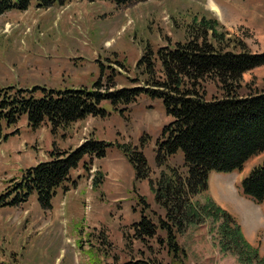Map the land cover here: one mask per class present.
I'll use <instances>...</instances> for the list:
<instances>
[{
  "label": "rangeland",
  "instance_id": "obj_1",
  "mask_svg": "<svg viewBox=\"0 0 264 264\" xmlns=\"http://www.w3.org/2000/svg\"><path fill=\"white\" fill-rule=\"evenodd\" d=\"M216 2L219 15L212 0H146L123 6L110 1L66 0L50 8H40L33 0L26 11L0 15V90L91 88L98 81L109 91L146 88L143 67L137 66L145 48L157 52L161 47L183 43L203 22H217L208 27L209 36L212 29L217 32L224 48L241 52L246 47L252 53H264V0ZM200 85V93L208 100L225 94L221 84L209 78ZM263 90L261 66L244 74L238 93ZM41 94L39 90L37 95ZM101 107L104 117L88 116L56 132L47 124L32 130L25 117L4 129L0 197L21 181L28 168L46 161L55 149L76 150L90 139L110 146L104 158L86 157L79 164L71 181L58 189L50 210L40 206L36 195L17 207H0V264H127L138 260L238 264L235 256L222 253L214 242L210 220L178 236L188 254L183 261H175L167 245L160 242L166 238L162 231L155 239L135 238L133 224L143 214L155 220L165 216L156 203L157 181L162 172L186 170L184 156L180 150L158 166L157 143L172 121L161 100L142 94L130 105L114 107L105 101ZM124 147L144 153L149 178L138 179ZM263 163L264 153L252 157L241 171L221 174L224 184L219 180L211 183L216 199L210 185L195 199H211L234 214L250 244L246 235L262 230V248L255 246L262 256L264 203L258 206L244 196L241 181Z\"/></svg>",
  "mask_w": 264,
  "mask_h": 264
},
{
  "label": "trees",
  "instance_id": "obj_2",
  "mask_svg": "<svg viewBox=\"0 0 264 264\" xmlns=\"http://www.w3.org/2000/svg\"><path fill=\"white\" fill-rule=\"evenodd\" d=\"M32 1L0 0V15L13 10L26 11ZM65 1L36 0L40 8ZM85 1H110L123 6L146 0ZM211 23H199L197 33H189L185 42H177L173 47H161L157 52L146 47L137 64L139 69L143 67L146 88L109 91L98 81L91 88L0 90V140L5 139L4 129L16 125L24 116L32 130L49 124L56 132L88 116L104 117L106 112L101 104L105 101L114 107L130 105L142 94L161 100L172 121L164 127L162 139L157 143L158 166L181 150L186 170L162 172L157 181L156 203L165 216H157L155 220L143 214L133 224L135 238L155 239L162 231L166 238L160 242L167 245L175 261H183L188 254L179 244L178 236L191 226L210 220V234L222 253L235 256L238 264H264V256L245 239L233 215L211 199L195 200L209 190L211 172L241 171L252 157L264 153V90L247 95L238 93L244 74L264 66V53L255 54L246 47L241 52L224 48L216 38L217 32L212 29L215 36H209ZM207 78L221 84L225 93L222 98L208 100L206 94L200 93V84ZM39 90L41 95H37ZM109 146L105 141L90 139L76 150H53L47 161L28 168L21 181L1 195L0 207H17L36 195L40 206L50 210L58 189L71 181V173L79 164L86 157L104 158ZM124 155L137 169L138 179L150 177L142 151L124 147ZM241 189L257 204L264 202V163L243 179ZM127 264L156 263L138 260Z\"/></svg>",
  "mask_w": 264,
  "mask_h": 264
},
{
  "label": "crops",
  "instance_id": "obj_3",
  "mask_svg": "<svg viewBox=\"0 0 264 264\" xmlns=\"http://www.w3.org/2000/svg\"><path fill=\"white\" fill-rule=\"evenodd\" d=\"M212 4L213 5H215L216 7L215 8H217L218 9V11L216 12V10L214 11L216 14H220V8L217 6V2H216V0H212ZM234 173V172H233ZM221 174H223V173H217V172H211L210 173V177H209V185H210V187H211V183L212 182H214V184L217 182V180H219V181H221L220 183L221 184H224V183H222V182H224V179H221V178H223L224 176L223 175H221ZM228 174H230V173H228ZM213 191V192H212ZM211 193H212V195H213V197L216 199V188H214V185H213V189H212V187H211ZM251 200V199H250ZM255 203V202H254ZM264 203V202H263ZM263 203H261V204H257L258 206H261V205H263ZM253 206H255L254 204H252ZM256 208H257V206H256ZM260 210H262V208H259ZM233 214V213H232ZM234 215V214H233ZM263 215H264V213H263ZM235 216V215H234ZM236 217V216H235ZM237 218V217H236ZM258 220H259V227L262 225V222H261V215L258 217ZM261 232H262V230H260L259 229V231H258V233L257 234H255V235H251L250 237H248L247 235H246V233H245V235H246V237H247V239L252 243V245H254V246H261V248H262V245H263V240H262V234H261ZM262 250V249H261ZM263 252V251H262Z\"/></svg>",
  "mask_w": 264,
  "mask_h": 264
}]
</instances>
